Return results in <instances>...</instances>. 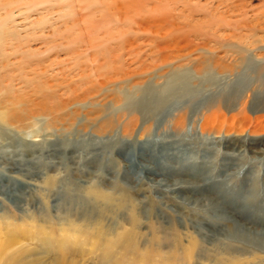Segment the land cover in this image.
Returning a JSON list of instances; mask_svg holds the SVG:
<instances>
[{
    "label": "rangeland",
    "instance_id": "obj_1",
    "mask_svg": "<svg viewBox=\"0 0 264 264\" xmlns=\"http://www.w3.org/2000/svg\"><path fill=\"white\" fill-rule=\"evenodd\" d=\"M87 1L72 0V4L71 0H0V76L6 88L0 109L9 116L0 125V146L4 145L10 154L0 159V169L5 171L4 184L8 185L4 195H0V233L15 232L21 241L18 246L39 250L38 238H46L41 232L44 225L50 232L51 255L68 256L83 264H100L103 259L105 264H225L224 260L232 256L241 264L264 261V253L258 249L248 253L238 248L237 254L228 255L225 244L229 240L225 234L181 233V224L194 219L187 210L194 213L203 209L188 201L181 203L179 195L158 186L144 174L138 176L133 171L135 174L130 175L125 168L132 152L149 153L142 148L147 137L171 138L153 148L155 156L162 159L152 163L155 168L185 165L191 173L208 175L207 187L212 186L214 192L225 190L219 192L220 197L227 194L222 197L225 201H241L255 181L256 187H264V153L254 155L249 145L250 139L256 142L264 137L263 130L252 132L258 121L247 120V116L255 115H251L254 85L240 99L242 103H250L245 114L237 113L236 99L230 109L220 110L215 119L210 117L207 129L203 125L210 113L206 108L193 111V106L181 107L180 115L184 119L176 125L175 111L170 112L176 115L173 119L166 115L160 122L149 119L139 108L136 111L132 108V103L137 97L140 100L146 90H162L171 81L180 84V78L185 81L186 89L198 88L201 83L198 68L206 72V79H211L212 73L220 70L218 55L225 54L228 46H234L233 40L227 39L228 33L239 30L216 23L219 14L214 8L218 0H92L95 3L92 11L85 9ZM249 2V9L264 5V0ZM162 13L168 19L156 20ZM259 28L252 33L262 44L264 23ZM205 31L208 33L202 38L200 34ZM242 51L248 58L250 49L242 47ZM165 57L167 62L163 61ZM195 57H199L198 61ZM219 62L236 68L226 76L214 75L213 79L223 84H214L212 88L236 86L235 80L245 74L240 66L244 62L240 57L219 59ZM247 80L239 84L242 86ZM161 112L160 109L158 113ZM128 123L132 125L126 129ZM95 136L104 138L102 143H106V148L87 167L83 157L88 156L87 149L95 144ZM211 137L213 144L206 140ZM79 141L85 148L82 158L79 156L83 159L79 165V159H72V150L66 148L61 149L63 154L59 151L51 164L42 163L43 167H49L44 168L41 177H30L33 180L11 165V158L34 142L57 148L58 144L64 147ZM30 156L26 153L27 158ZM240 164L246 170L236 175L233 171ZM99 165L108 177L97 174ZM80 167L86 168L84 172H77ZM229 173L231 176L227 177ZM179 174L167 177L166 182L187 178L185 173ZM51 177L54 188L45 185ZM81 179L91 181L87 184L89 188H81ZM94 184L102 185L121 201L120 208L110 207L104 200H93L88 192L94 189ZM61 185L65 188L70 185L75 196L71 200L62 196L59 206H55L57 200L53 197L62 190ZM132 201L137 202L135 207L142 214L137 229L130 223ZM31 217L35 223H31ZM83 218L89 224L79 241L74 234L61 244V220L78 222ZM130 230H135L139 245L126 247L115 242L117 235L131 233ZM195 241L197 246L188 251L187 247Z\"/></svg>",
    "mask_w": 264,
    "mask_h": 264
},
{
    "label": "bare ground",
    "instance_id": "obj_2",
    "mask_svg": "<svg viewBox=\"0 0 264 264\" xmlns=\"http://www.w3.org/2000/svg\"><path fill=\"white\" fill-rule=\"evenodd\" d=\"M71 3H72V0H71ZM85 3L84 5H85L86 10L87 9L91 10L93 5L95 4L94 1L92 0H88L87 3L86 4ZM249 4H250L249 0H218V4H216L214 8L215 11L218 12L219 14L218 17L215 19L216 23L219 24L222 22V23H225L226 25L234 26L237 30H239V32L230 31L228 33L227 39L233 40L234 46L233 45L228 46L225 54L218 55L217 61L219 63L218 68L220 70L219 71L213 70L214 72L212 73V75L213 77L214 75L216 77L226 76L231 71H235L236 65L229 66L224 63L222 64L219 62V59H228L230 57L231 58L240 57L241 61L244 62L240 64L241 70H243L245 74L244 76H242V78L235 80L236 81L235 84H237L236 86L233 84H230L231 86L230 89H221V90L213 89L212 87L214 86V84L215 85L220 84L219 86H221L223 83L222 84L218 83L219 81L216 79H213V77L211 79L210 78L206 79L205 78L207 77L205 75L206 72L198 68L197 71L201 75L200 76L201 83L198 88H195V87L194 89L190 88L191 90L186 89L185 88L186 84L184 83L185 81L182 80L183 78H180V84H178L177 81H171L167 86L163 87L162 90L158 89L157 91L154 88L146 90V92H144V94L141 95L142 98L140 97L143 100L141 99L139 100L137 97L136 101L132 103L133 105L132 108H134L135 111L136 109L139 108L141 111L144 112V115L146 117H148L149 119H154L156 121H160V119L164 121L167 118V116L173 119L174 115L176 114L178 116V119L175 125L183 122L184 118H182L183 116L180 115L181 107L192 108L193 106V111H196L200 108L201 109L206 108L205 110H208L210 112L208 115H206V119L203 124L204 129H207V125H209L211 121L210 117L215 119L216 117H218L217 114L220 110L230 109V105L236 104L235 102L237 99V103L239 104L237 113L245 114L246 111H248V108H250L251 106L254 108L253 112H251V115H253V113L255 115H253V117L250 115L247 116V120H250V122L258 121L257 123L258 125L255 126V130H252V132H256L260 130L264 131V124H263L264 122V43L262 44L259 43V40L255 39V35L254 33H252L254 30H257V31L261 30L259 26L261 23H264V5L261 6L260 8L257 7V9L256 8L249 9L248 8ZM73 7H75V5ZM221 8H223V10ZM215 13L213 14L214 18L216 16ZM163 15H160L161 17L158 15L159 18H157L156 20L158 21L167 20L168 18L166 16V13L164 16ZM243 30H246V31H243ZM207 33L208 31H205V33L203 32V34H200V36H202V38H205ZM242 47L250 49L248 58L244 57L245 53L244 51H242ZM208 51L211 54L213 53L214 50L209 49ZM167 59L168 57H165L163 61L167 62L168 61ZM198 59L199 57L194 58V60H197V61ZM246 59L248 60L246 61ZM242 80H247V81L245 84L241 86L239 84V81H242ZM252 85H254V89L252 90L253 96L251 98L252 102L250 106V103L248 104L246 101H244L243 102L244 104H243L242 101H240V99L243 97L242 93L244 94L245 91ZM180 88H182V92H180L181 90ZM215 88H218V87H215ZM5 89L6 88L4 85L3 77L0 76V104L4 103V90ZM194 103H196V105ZM160 109L162 110V112L158 113ZM171 111H175L177 113L175 114L170 113ZM8 118L9 116L7 112L2 111V109H0V125H3L4 123H6L8 121ZM129 125H132V124L128 123L127 125H125V128L127 129ZM207 134L210 135V133H207ZM34 135L36 136V134ZM98 137L99 136L97 137L95 136V138H97V140H94L95 144H93L91 148L87 149L88 156L83 157L86 160L87 167L91 166L94 163V161L98 157H100L103 151H105L106 143L105 144L102 143V140L104 138L98 139ZM171 140L173 139L171 138L163 139V137L159 139V137H155V136L147 137L146 139H144L142 141L144 142L142 145L143 146L142 148L149 150V153H145V152L139 153L137 151L132 152L131 150H129V152H132V156H130V158L127 159V162L125 164L126 172L129 173L130 175H133L136 173L138 176L139 175L142 176V174H144L150 181L152 180L156 181L158 186L164 187L166 190H169L170 192H172V194H175L176 196L179 195L181 203H185V201H188V204H197L200 208L203 209L202 212H194V213H191L190 209L187 210L189 215L193 217L194 219L191 220V222L188 224L187 222L185 223L183 222V224H181L182 226L181 233H183L184 235L191 236L192 234H196V235L199 234L198 236H202L201 234L206 235L208 231L210 232L213 231L212 233L219 232L217 234H225V236L229 240V242L225 244V248H226L225 250L228 251V253H230L228 255L237 254L238 248H242V250L247 251L248 253H249L248 250H252V249L253 250L258 249L264 253V199H262V197L264 198V187H262V189L260 188L259 185H257L256 187L257 182L255 181L254 184H252L251 188H249L246 191L247 194L243 195L241 201H238V202L237 200L225 201L226 198L222 199V197H224L227 194L223 195L222 197H220L219 195V192H223L225 190L219 189L218 191L214 192L212 186H211L212 188L207 187V185L209 184L208 175L202 176L201 174H198L197 172L191 173L190 171L186 170L185 165H182L180 167L179 165L169 164L167 165V169L155 168L154 165H152V163H156V161H161L162 159L161 158L159 159V156L157 155L155 156V150L153 148L157 145L163 144L166 141H171ZM206 140L208 141L209 144H213L212 137L207 138ZM260 140L253 142V140L250 139L249 141L250 151L254 155L264 153V137ZM228 144L230 145V143ZM43 145L44 144L34 142V144L30 145L31 147H27V149H22L20 153L16 154L17 156H15L14 158H11V165L13 166V168H16L18 171L21 170L23 174H25L26 176L28 175L29 179L33 180L32 178L34 177H37V178L41 177V175L45 173L44 168L46 169L47 167H49V165L46 167L45 166L43 167L41 164L42 163L51 164L52 162H54V159L60 153L63 154L61 150L62 148H66V151L68 149L72 150V153L70 154L72 159H76V158L79 159V156L82 155L85 149L80 143V141L74 142V143L69 142V144H67L64 147H63L64 144H58L57 148H49L47 145L46 146H43ZM38 147H39V150H37ZM210 148L212 150H215V148L213 147H210ZM115 149L117 148H114V150ZM59 151L61 152L59 153ZM26 153L30 154L31 156L27 158ZM43 153L46 156L44 159H46L48 162L42 161ZM6 155H10V154H7L4 145H1L0 146V159L1 160L4 159ZM163 156H165V154ZM234 156L238 157L236 154ZM81 158L77 160V163L83 160ZM241 158L242 157H240L239 159L238 157V161L241 160ZM137 166H139V169ZM183 166L185 169L182 168ZM97 167H98L97 174L102 175L103 178L108 177V173L105 174V171H102L100 169V165ZM85 169L83 167H80L77 170V172H80V173L84 172L83 170ZM245 170H246V167L242 164L241 166H238L236 171H233V172L236 175H240ZM133 171L135 173H133ZM4 172L5 171L0 169V195L1 196L4 195L5 189L8 188L6 187L8 185L4 184V181H5ZM178 173L180 174L185 173V177L187 176V178L186 179L185 178H177V179L173 178L172 182H169V181L166 182L167 177H170V176L173 177L175 175L177 176ZM228 176H231L230 173L227 175V177ZM53 178L51 177L47 179L45 181V185L48 187L54 188L56 185L54 184L55 181L53 180ZM127 180L129 181L130 177H127ZM80 181H81L80 186L82 189L89 188L87 184H90L91 181H87L84 179H81ZM94 185H95L94 189H92L93 186L92 188L90 187L92 191L88 193H90L92 197L88 195L89 197H91L95 201L104 200L107 203V205L108 204L110 205V207L120 208L121 201H119L117 198H114L112 193H108V190H105L102 185H98V186L96 184ZM61 186L59 187L61 188ZM67 186L68 185H66V188ZM69 187L70 185L66 189L65 186H62V190L59 191V194L53 197V199L57 200V203L55 206H57V204L59 206L60 203L58 202V200H61V201L63 199L71 200L74 198L75 194L72 193L74 189L72 188L73 189L72 190ZM63 188L65 189L63 190ZM184 191L189 192L190 195L189 194L187 196L183 195L185 194ZM85 192L87 191L85 190ZM19 195H21V193ZM62 196H63V199H61ZM136 197L137 196H135L134 198L136 199ZM136 203L133 204V201H132V205L134 206H130L129 208L130 213H131L130 223L134 226L135 229L139 227L141 223L140 219H142L141 218L142 214H140L139 211L135 207ZM18 207H21V206L19 205ZM67 208L69 209L68 206ZM31 221H30L31 223H35L33 218ZM79 221L78 222L74 221V219H70L68 221L61 220L60 230L62 232L61 237L63 239L61 244H65L66 241H68V238H71L70 237L71 235L76 234V237H78V241L80 237L83 236V233H82L83 229H85L86 228L85 226H87V224L89 223L87 222L86 219L84 220V218ZM36 224L38 225V223ZM41 226H42L41 232L44 236H46V238H43V239L38 238L39 239L38 242L41 243V249L39 250H37V248L34 249L29 246L26 247L24 245L18 246L20 245L21 241H19L15 232L0 233V264H83L84 263L83 261H80L78 259H69L68 256L60 257V258L56 256H52L51 253H52L53 247L49 246V240H48V238L50 237V232L47 231V228L44 225H41ZM98 231L100 232L99 235L101 236L102 234L101 227L98 229ZM135 233H136L135 230L134 232L131 231V233L130 232L120 233L119 235L115 237V242H117V244L120 243L126 247L129 246L128 244H132V246L139 245V243H137L135 240ZM166 238H168V234ZM35 239L37 238L35 237ZM85 240L86 239H82L80 241L85 242ZM197 244L198 243L195 241V243H193L192 245H189L187 247L188 251H192L194 247L197 246ZM9 251H11L10 254H8ZM252 254L254 255V253ZM224 261H225L224 262L225 264H241V261L236 259L235 257L233 258V256L231 259L229 260L225 259ZM261 262L259 264H264L263 260H261ZM105 263H106L105 259L100 261V264H105ZM243 263L250 264V261H246V262L243 261Z\"/></svg>",
    "mask_w": 264,
    "mask_h": 264
}]
</instances>
